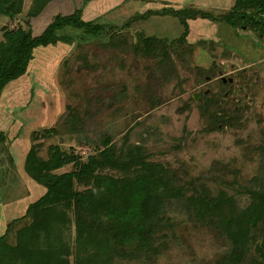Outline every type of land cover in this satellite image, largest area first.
Segmentation results:
<instances>
[{
    "label": "rangeland",
    "instance_id": "374dc122",
    "mask_svg": "<svg viewBox=\"0 0 264 264\" xmlns=\"http://www.w3.org/2000/svg\"><path fill=\"white\" fill-rule=\"evenodd\" d=\"M234 2L24 0L21 13L7 16L4 27L28 29L30 8L39 9L40 32L56 14L76 8L84 20L118 27L164 6L192 13L185 39L179 18L151 14L112 33L66 26L58 33L68 42L35 50L27 73L8 84L0 99V235L46 191L24 166L37 136L45 159L49 146L58 144L70 156L87 161L94 155L101 162L92 177L75 183L86 197L85 220L107 224L105 210L157 174L167 175L170 191L184 192L186 200L205 193L235 200L239 208L255 204L259 213L249 232L235 234L176 202L156 234L157 253L117 256L106 264H225L234 254L241 264H264V28L235 29L197 12L193 17L200 10L220 19ZM150 36L163 41H148ZM49 128L53 132L43 135ZM113 145L112 156L100 153ZM73 169L69 163L55 173ZM59 212L66 215L60 224L68 249L58 260L78 264L76 209L62 206ZM31 219L13 224L11 244Z\"/></svg>",
    "mask_w": 264,
    "mask_h": 264
},
{
    "label": "trees",
    "instance_id": "16d2710c",
    "mask_svg": "<svg viewBox=\"0 0 264 264\" xmlns=\"http://www.w3.org/2000/svg\"><path fill=\"white\" fill-rule=\"evenodd\" d=\"M23 1L0 0V15L13 16L21 13ZM48 1L50 0H44L45 3ZM72 3L74 4L73 1ZM196 12L203 18L224 22L235 29L248 26L264 28V0H235L231 9L220 19H215L200 10H195L193 17ZM151 14H171L179 18L186 30L182 39L186 38L192 13L186 12L184 7L176 9L164 6L157 10L149 9L145 13L131 17L120 27L84 20L82 11L76 8L69 14H56L40 32L35 31V20L43 14L39 9L30 8L28 29L22 26L13 30L2 28L5 40L0 42V99L8 84L27 73L36 49H48L56 46L58 42H68L61 37L58 30L66 26H75L84 28L90 33H112L118 29L128 28L136 18H149ZM146 39L163 41L154 36ZM52 132V128H49L44 130L43 135ZM36 139L37 136L33 137V144L24 166L31 178L43 185L46 191L36 201L30 203L22 217L12 220L7 231L0 235V264H16L17 260H23L25 264H63L59 262L58 254L68 247L61 236V225L66 217L65 212H59L62 206H74L76 209L78 264H91L94 258L97 259V264H106L107 260L117 256L149 255L150 257L151 254L157 253L159 250L155 245L156 234L166 227V222L169 220L166 210L176 202L182 203L188 211L196 212L200 217L202 216L201 218L207 217L212 225L224 232L232 233V230L236 232L235 234L239 230L249 232L250 226L260 220L255 204L239 208L235 200L224 201L205 193L197 197L191 196L186 200L184 192L170 191L171 184L167 175L157 179L158 174L153 179L147 177L144 184L135 185L132 196L128 198L131 199L130 202L126 199L116 207L105 210L107 224L98 219L93 222L85 220L83 209L85 204L87 205L86 197L83 191L75 188V183L92 177L101 162L94 155L89 156L87 161L70 156L58 144L49 146V158L45 159L39 154L42 141ZM114 152L113 145L100 153L104 156H112ZM69 163H73L75 169L60 174L55 173ZM125 216L127 218H124ZM25 218H32V221L17 231L16 243L11 244L8 238L13 224ZM242 259L239 254H234L231 258L225 259V264H241Z\"/></svg>",
    "mask_w": 264,
    "mask_h": 264
},
{
    "label": "crops",
    "instance_id": "0c3cea01",
    "mask_svg": "<svg viewBox=\"0 0 264 264\" xmlns=\"http://www.w3.org/2000/svg\"><path fill=\"white\" fill-rule=\"evenodd\" d=\"M5 18H7V16H5V15H0V37L3 35V32L1 31V29L4 27V24H3V20H5ZM36 188V190L35 191H38L39 189L37 188V187H35ZM32 194H34V193H32ZM40 196H36V197H33L34 198V201L37 199V198H39ZM7 204H9V203H7ZM12 205H13V207L14 206H18L17 207V209H19L20 208V206H21V203L20 202H17V203H13L12 202ZM27 208V207H26ZM17 209H12V215L14 216H17L18 215V213L17 214H15V212L16 211H14V210H17ZM19 210H17V212H18ZM19 216V215H18Z\"/></svg>",
    "mask_w": 264,
    "mask_h": 264
}]
</instances>
